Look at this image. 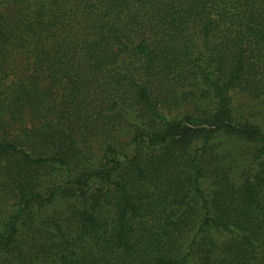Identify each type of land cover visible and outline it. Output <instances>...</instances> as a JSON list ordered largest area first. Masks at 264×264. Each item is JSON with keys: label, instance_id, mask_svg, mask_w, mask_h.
<instances>
[{"label": "trees", "instance_id": "obj_1", "mask_svg": "<svg viewBox=\"0 0 264 264\" xmlns=\"http://www.w3.org/2000/svg\"><path fill=\"white\" fill-rule=\"evenodd\" d=\"M0 264H264V0H0Z\"/></svg>", "mask_w": 264, "mask_h": 264}]
</instances>
